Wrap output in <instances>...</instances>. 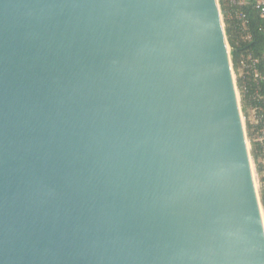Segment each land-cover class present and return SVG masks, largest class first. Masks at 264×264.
I'll use <instances>...</instances> for the list:
<instances>
[{
  "label": "water",
  "instance_id": "95a60500",
  "mask_svg": "<svg viewBox=\"0 0 264 264\" xmlns=\"http://www.w3.org/2000/svg\"><path fill=\"white\" fill-rule=\"evenodd\" d=\"M220 0H0V264H264Z\"/></svg>",
  "mask_w": 264,
  "mask_h": 264
},
{
  "label": "trees",
  "instance_id": "16d2710c",
  "mask_svg": "<svg viewBox=\"0 0 264 264\" xmlns=\"http://www.w3.org/2000/svg\"><path fill=\"white\" fill-rule=\"evenodd\" d=\"M221 9L226 24L228 41L232 47V60L236 73H238V87L241 93L243 110L249 104L250 93L255 86L251 73L239 75L243 71L240 67L242 59L256 57L260 59L259 68L264 70V31L261 29L264 21L255 7V0H245L238 4L231 0H220ZM242 11L244 18H237V12ZM251 102V101H250ZM252 135L249 130V136ZM252 156L257 163V170L261 173L263 165L260 162V146L253 143ZM261 200L264 207V177H262Z\"/></svg>",
  "mask_w": 264,
  "mask_h": 264
},
{
  "label": "built area",
  "instance_id": "2783aa9c",
  "mask_svg": "<svg viewBox=\"0 0 264 264\" xmlns=\"http://www.w3.org/2000/svg\"><path fill=\"white\" fill-rule=\"evenodd\" d=\"M232 2H237L238 4H244L245 0H231ZM255 7L259 11L261 18L264 21V0H255ZM237 18H244L245 15L242 11H238ZM264 31V24L261 28ZM260 59L254 58L252 56L247 59H242L240 62V67L243 71L239 75H244L245 73H251L255 86L253 87L250 96L249 104L243 110L242 107V116L245 124L248 142L250 150H252L253 143L260 146V162L263 165V170L260 173L257 171L259 181L262 184V177H264V70L259 68ZM241 95V93H240ZM249 130L252 135L249 136ZM252 154V152H251ZM253 160L254 168H257V163Z\"/></svg>",
  "mask_w": 264,
  "mask_h": 264
},
{
  "label": "rangeland",
  "instance_id": "374dc122",
  "mask_svg": "<svg viewBox=\"0 0 264 264\" xmlns=\"http://www.w3.org/2000/svg\"><path fill=\"white\" fill-rule=\"evenodd\" d=\"M223 19H224V17H223ZM225 26H226V24H225ZM235 79H236V81H237V85H238V79H239V77H238V73H236V71H235ZM238 91H239V96H240V101H241V95H240V89H239V87H238ZM241 105H242V102H241ZM257 168L255 167L254 168V173H255V179H256V182H257V188H258V191H259V195H260V197H261V189H262V184H261V182L259 181V177H258V174H257ZM263 208V215H264V207H262Z\"/></svg>",
  "mask_w": 264,
  "mask_h": 264
}]
</instances>
